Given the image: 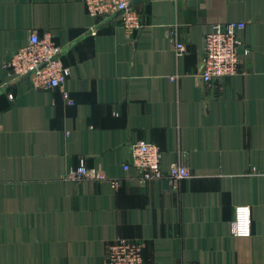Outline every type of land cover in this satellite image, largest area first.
Listing matches in <instances>:
<instances>
[{
    "label": "crops",
    "instance_id": "obj_1",
    "mask_svg": "<svg viewBox=\"0 0 264 264\" xmlns=\"http://www.w3.org/2000/svg\"><path fill=\"white\" fill-rule=\"evenodd\" d=\"M133 8L143 26L128 35L82 0H0V264H103L117 237L144 241L147 264H264V0ZM228 21L246 23L249 54L207 84L204 37ZM33 31L62 49L92 31L61 54L62 87L11 85L6 62ZM138 141L193 176L140 183L124 169ZM81 162L107 179L66 180ZM238 205L251 206L250 237L232 233Z\"/></svg>",
    "mask_w": 264,
    "mask_h": 264
},
{
    "label": "built area",
    "instance_id": "obj_2",
    "mask_svg": "<svg viewBox=\"0 0 264 264\" xmlns=\"http://www.w3.org/2000/svg\"><path fill=\"white\" fill-rule=\"evenodd\" d=\"M87 12L97 19L106 20L119 15L122 26L128 35H133L143 26L141 18L133 8L134 0H82ZM246 28L244 21L216 22L204 37L202 73L205 83L210 84L222 77L235 75L239 72L242 57L249 54V48L241 37ZM62 46L58 45L50 36L39 35L33 31L26 44L15 51L6 62L10 81H17L28 75L35 89H54L62 87L71 76V69L62 60ZM175 53L182 56L187 51L183 42H175ZM69 98L68 93H63ZM13 99L14 95L9 94ZM162 150L154 143L138 141L132 145V156L125 170L135 169L140 183L154 180L169 182L177 188L182 180L193 176L188 165L180 160L171 164L169 171L161 167ZM64 178L72 182L83 180L103 181L107 176L95 169H90L81 162L72 167ZM113 186L119 184L112 181ZM232 233L237 237L252 235V211L249 205L235 207V218ZM145 243L139 239L117 237L108 247L103 264H147L144 258Z\"/></svg>",
    "mask_w": 264,
    "mask_h": 264
},
{
    "label": "water",
    "instance_id": "obj_3",
    "mask_svg": "<svg viewBox=\"0 0 264 264\" xmlns=\"http://www.w3.org/2000/svg\"><path fill=\"white\" fill-rule=\"evenodd\" d=\"M143 1H145V0H134L133 3H132V5H134V4L138 3V2H143ZM91 33H92V31H88V32H87L83 37H81L80 39H78V40H76V41H73V42L69 43V45H68L67 47H65V48L62 50L61 54L66 53L69 49H71V47H73L74 44H76L79 40L83 39L85 36L90 35ZM27 78H28V75L22 77L21 79L17 80L16 82H12V84L10 83V84L13 85V84H15V83H19V82H21L22 80L27 79Z\"/></svg>",
    "mask_w": 264,
    "mask_h": 264
}]
</instances>
